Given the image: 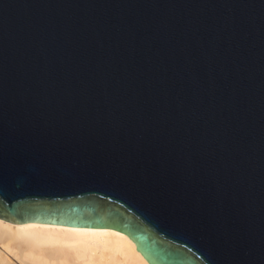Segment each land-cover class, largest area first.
Wrapping results in <instances>:
<instances>
[{
    "label": "water",
    "instance_id": "obj_1",
    "mask_svg": "<svg viewBox=\"0 0 264 264\" xmlns=\"http://www.w3.org/2000/svg\"><path fill=\"white\" fill-rule=\"evenodd\" d=\"M0 220L264 264V0H0Z\"/></svg>",
    "mask_w": 264,
    "mask_h": 264
},
{
    "label": "bare ground",
    "instance_id": "obj_2",
    "mask_svg": "<svg viewBox=\"0 0 264 264\" xmlns=\"http://www.w3.org/2000/svg\"><path fill=\"white\" fill-rule=\"evenodd\" d=\"M0 264L148 263L118 231L0 220Z\"/></svg>",
    "mask_w": 264,
    "mask_h": 264
}]
</instances>
